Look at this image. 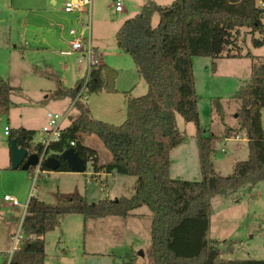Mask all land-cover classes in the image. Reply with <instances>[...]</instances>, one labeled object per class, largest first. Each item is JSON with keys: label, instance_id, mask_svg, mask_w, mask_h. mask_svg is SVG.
<instances>
[{"label": "trees", "instance_id": "trees-1", "mask_svg": "<svg viewBox=\"0 0 264 264\" xmlns=\"http://www.w3.org/2000/svg\"><path fill=\"white\" fill-rule=\"evenodd\" d=\"M259 2L264 0H174L168 6L150 1L121 25L115 35L116 46L131 59L138 77L147 85L146 94L132 98L129 92L124 93L126 119L120 126L94 120L84 103L77 101L74 109L78 116L62 130L59 142L50 146L48 153L57 158L59 153L73 149L86 164L91 163L92 180L96 181L99 174L134 178L135 194L116 202L106 199L91 204L76 193L58 195L63 204L54 207L31 197L21 223L22 239L11 264H44V237L55 229L62 214L78 213L85 223L108 217L126 219L142 207L148 209L151 217V264H264V260L217 263L221 254L218 242L206 240L212 200L264 182V58L244 54L237 44L240 31L244 30L252 48L264 47V10ZM155 16L158 22L153 26ZM195 58L211 59L212 72L218 60L252 62L249 81L232 97L237 106L236 128L225 127L221 136L223 140L244 137L248 157L236 162L227 177L213 168L219 138L199 124L192 72ZM117 75L113 68L95 63L90 67L86 94H116ZM83 80L68 92L72 99ZM15 91L0 77V117L8 114ZM57 93L63 94L60 90ZM210 116L224 124L225 113L219 99L210 102ZM178 118L195 127L199 182L169 177L170 154L185 140ZM35 135L34 131L15 129L9 130L7 137L28 154H40L42 147L32 145ZM92 136L111 157L104 166L98 165L97 153L85 145V139ZM44 171L48 170L43 163L40 172ZM56 172L70 171L61 163ZM121 264L137 261L127 254Z\"/></svg>", "mask_w": 264, "mask_h": 264}, {"label": "rangeland", "instance_id": "rangeland-1", "mask_svg": "<svg viewBox=\"0 0 264 264\" xmlns=\"http://www.w3.org/2000/svg\"><path fill=\"white\" fill-rule=\"evenodd\" d=\"M69 1L57 0V17L63 16V6ZM150 1L159 6H168L174 0H120V13L114 10V0H92L90 15H69L72 24L70 22L66 26V31L73 30L79 34L85 30V36L90 37L91 47L96 41L100 45V54H103L101 63L118 72L115 89H120V92L114 95H87L88 101L82 100L97 121L120 126L126 119L123 91H129L132 98L141 97L147 92V85L138 77L131 59L118 50L115 35L127 19L137 15L141 6ZM17 2L0 0V77L17 90L11 94L8 114L0 117V264H4V255L12 249V238L18 232L29 197L54 207L63 204L58 195L76 193L91 204L106 199L131 198L136 188V180L129 177L114 175L92 180L91 163L86 164L83 174L44 171L36 175L34 170L30 173L6 170L10 166V141L4 135V128L33 129L37 134L32 145L40 144L46 114L65 115L71 103L68 92L86 76L87 68L85 63H77L78 55L62 57L59 52L27 54L22 51L25 48L23 45L18 46L17 51L12 47L10 50L8 38L16 39L22 34L26 15L18 6L15 8ZM29 7L36 12L42 9L43 3L36 2ZM43 14L39 18H29L36 21L31 22V29L38 31V26L46 23L42 20ZM157 22L155 16L153 26ZM240 32L237 44L242 52L264 58V47L252 48L248 32ZM11 51L15 53L11 54ZM216 64L218 68L215 74L211 70V59L195 58L192 60V72L200 127L219 138L215 143L214 170L227 177L236 162L245 161L248 157L246 144L234 139L226 141L221 136L225 127L236 128L237 106L232 102V97L249 81L252 62L247 59H223L216 61ZM58 90L63 93L62 96H58ZM215 99H219L223 106L225 125L216 116L210 117V102ZM77 116V111L72 109L62 127L68 126ZM177 125L185 140L182 147L170 154L169 177L172 180L199 182L201 176L195 127L184 123L181 118L177 119ZM262 126L264 128V113ZM239 138L242 139V136ZM96 142L92 143L93 147H97V144L102 146L98 140ZM4 195H13L20 206L15 208L3 203ZM236 198L240 199L239 208H235L238 205ZM212 207L206 240L218 242L217 249L221 254L217 263L264 260V182L255 187L247 186L231 197H217L212 201ZM150 224V213L145 207L137 209L126 219L108 217L85 223L78 213L62 214L57 219L55 229L44 237V264H121L127 254L134 256L137 264H151Z\"/></svg>", "mask_w": 264, "mask_h": 264}, {"label": "crops", "instance_id": "crops-1", "mask_svg": "<svg viewBox=\"0 0 264 264\" xmlns=\"http://www.w3.org/2000/svg\"><path fill=\"white\" fill-rule=\"evenodd\" d=\"M36 2H42L43 3V7H42L41 10L37 9L36 12H34L33 11L34 9H31V7H29V6L34 4V3H36ZM21 4H24L26 7H23ZM56 4H57V0H41V1L40 0H18L17 5H14L15 8H17V6H18L19 9H21V11H25L26 12L24 23L22 24V34L18 35L16 37V39L13 38V37H12L13 39L11 37H9L8 38V46H9L10 50H11V47H12L14 49V51H17V49L19 48L18 46H22L23 45L25 48L22 51L23 52L26 51L27 54L40 53V52H45V53H47V52H49V53H54V52L57 53V52H59L60 56H62V57H72V56L78 55L77 63L78 64H83V63L86 64V62H81V63L78 62V59H79L80 55L77 54V53L73 54L71 56L62 55V53L69 52L71 50V43L73 41V38L69 35V31L70 30L66 31V26H68L70 24V22L72 24V21H70V18H69L70 17L69 15H71V14H65L64 13V11H63L64 6H63V9H62L63 16L62 17H60V16L57 17L58 14L55 11ZM41 13H44L43 17H42V20L44 22H46L47 24L45 23V24H43L41 26H38V31H36L35 28L31 29L30 28L31 22H36V21H33V20L30 21L29 18H36V17L39 18ZM72 14H74V13H72ZM81 33H83V35L85 36L86 31L83 30ZM81 33H79V34H81ZM99 48H100V45L96 41L94 47H92L93 52H94V62L96 64L104 65V64L101 63L102 61H100V58L102 57L103 54H100V49ZM10 53L12 54V53H15V52L11 51ZM252 56H254V55H252ZM86 67H87V64H86ZM217 68H218V65L216 64V70L213 73H215V74L217 73ZM86 72H87V70H86ZM117 74H118V72H117ZM79 81L80 80H78L77 82H79ZM76 83H75V85H76ZM75 85H74V87H75ZM72 89H70V90H72ZM117 92H120V89L117 90ZM128 92L127 91H123V93H128ZM58 96H62V94H58ZM130 96H131V94H130ZM69 98H70V101H71V103L69 105L70 106L69 109H70L75 98H73V99L71 97H69ZM78 101H82V100H78ZM87 101H88V99L85 100V102H87ZM82 103H83V101H82ZM125 103H126V99L124 101V104ZM85 106L89 109V107L87 105H85ZM69 109L67 110L68 113L72 109H74V106L70 110ZM90 110L91 109H89V111ZM125 111H126V109H125ZM90 114H91V111H90ZM46 116H47V114H46ZM46 116L44 118L45 121H44V124H43L42 128L47 123ZM66 127H63V129L66 128ZM230 128H234V127H230ZM18 129H22V128H18ZM9 130H11V129H9ZM24 130H27V129H24ZM28 131H34V130L33 129H28ZM34 132H36V134H37V131H34ZM228 140H232V139H228ZM96 141L97 140H95L93 137H89L85 145H86V147L94 150L97 153V155H98V165L99 166H104V165H106V164H108L110 162L111 157H110L109 153L104 148H102L103 146L97 144V147H93L92 143H95ZM234 141L235 142H237V141L238 142H243L244 144H246V140H245L244 137H242V139H240L238 137V138L234 139ZM180 147H182V146H180ZM177 149H175V150H177ZM175 150H173V151H175ZM50 154H51L50 157H52V153H50ZM60 154L61 153H59L58 156ZM197 154H198V150H197ZM36 155L38 156L39 154H36ZM36 167L30 168V169L33 171ZM213 168H214V163H213ZM6 170L7 171L8 170L11 171L12 170L11 166H9ZM14 171H21V170L18 169V170H14ZM45 172H51V171L48 170V171H45ZM39 173H41V172H39ZM102 176L103 177H110V176H114V175L99 174L97 178H100ZM232 195L233 194L229 195L228 197H231ZM5 196H9V195H4L3 198ZM11 197L15 199V197L13 195H11ZM216 198H214V199H216ZM29 199H30V197H29ZM29 199H28V201H29ZM28 201H27V203H28ZM236 202L238 203V205L235 208H239L241 206L240 205V199L236 198ZM3 203H7V202L3 201ZM27 203H26V205H27ZM26 205H25V209H26ZM15 208H17V207H15ZM212 209H213V207H212ZM247 209H248V207H247ZM24 215H25V210H24V213L22 215V219H23ZM22 219H21V222H20L19 226H21Z\"/></svg>", "mask_w": 264, "mask_h": 264}, {"label": "built area", "instance_id": "built-area-1", "mask_svg": "<svg viewBox=\"0 0 264 264\" xmlns=\"http://www.w3.org/2000/svg\"><path fill=\"white\" fill-rule=\"evenodd\" d=\"M91 2L92 0H70L68 3L64 5V13L65 14H72V13H79V14H87L90 15L91 12ZM115 4V12L119 13L122 10L121 7V2L120 0H114ZM260 8L264 10V3L259 2ZM69 35L73 38V41L71 43V50L69 52H64L62 55L65 56H71L73 54H79V59L78 62H86L87 64V72L86 76L83 80V83L81 84V87L74 99V102L71 106V108L74 106V104L78 100H83L85 101L87 99V94H86V86L89 81V76H90V67L95 64L94 62V52L91 47L90 43V37L84 36L83 33L77 34L75 31L70 30ZM70 108V109H71ZM69 109V110H70ZM68 112L63 116L60 117L58 115H52V114H47V123L46 125L42 128V138H41V143L39 144L42 147L41 153L38 155V166L34 169L35 174L38 175L40 172V167L41 165L46 161L47 158L51 156L50 153H48V148L54 144H57L60 140L61 132L63 130L62 123L63 121L67 118ZM9 132V129L6 127L4 128V134L7 136ZM74 143L70 144V147H73ZM100 191L103 192V188H100ZM4 202L9 203L12 207H19V202L15 200L14 198L10 196H5L3 198ZM20 228L19 226L17 234L12 238V249L11 251L5 255V261L4 264H11V259L14 254V252L17 250L19 243L22 239L21 234H20Z\"/></svg>", "mask_w": 264, "mask_h": 264}, {"label": "water", "instance_id": "water-1", "mask_svg": "<svg viewBox=\"0 0 264 264\" xmlns=\"http://www.w3.org/2000/svg\"><path fill=\"white\" fill-rule=\"evenodd\" d=\"M38 162L36 154H28L27 150L19 149L14 140L10 142V166L12 170L28 171L30 168L36 167ZM61 163H64L71 173L83 174L86 172V163L78 157L73 149L65 150L57 158L49 157L44 165L47 170L56 172ZM140 256H142L141 253Z\"/></svg>", "mask_w": 264, "mask_h": 264}]
</instances>
